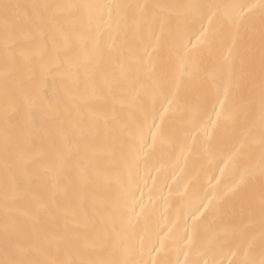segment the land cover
<instances>
[{
  "label": "bare ground",
  "instance_id": "bare-ground-1",
  "mask_svg": "<svg viewBox=\"0 0 264 264\" xmlns=\"http://www.w3.org/2000/svg\"><path fill=\"white\" fill-rule=\"evenodd\" d=\"M20 4H212L211 17H194L186 9H166L161 15L168 17L165 36L170 29L175 35L173 49V79L176 83L175 98L171 103L156 102V123L159 133L155 140H148V147L131 175L107 155L106 129H117L118 121H132L138 113L130 106L133 98L151 105L154 89L152 73H159L160 66L149 68L159 50L152 51L147 24L139 35L117 31L119 17L112 11L109 20L103 9L91 12L92 24L88 31H80L79 17H60L59 23L67 31L76 27V35L67 46L57 39L58 51L51 41L47 48L30 30L15 33L19 45L5 60V33L0 19V259H4L2 236L5 218L10 230L26 229L37 214L41 219L49 215V194L55 192V204L61 215L71 211L68 197L62 188L49 183L47 191L35 186L25 196L17 194L16 185L24 183V171L30 160L49 140L63 142L62 133L68 134L70 146L77 151L81 163L101 161L105 165L106 188L97 196L113 199L124 185L131 184L137 202L139 220L135 230L143 247L129 253L125 245L114 239L113 246L89 245L83 252L72 248L57 251L55 242L35 258L50 261H76L88 259L95 264L110 261H142L145 264H237L244 259L259 260L264 254L261 240L259 208L264 198V176L261 160L264 158V118L260 110L258 78L254 85L252 65L258 67L260 22L264 18L261 4L264 0H12ZM233 4L255 5L249 20L254 26L250 33L241 32L235 37L230 17ZM130 11V10H129ZM123 10H121V13ZM207 13V9L204 10ZM201 22L217 30L223 43L211 49L204 48L203 63L193 69L185 63L180 67L176 57L187 43L186 33L198 32ZM157 34L158 26H157ZM13 42L9 40L11 45ZM192 43H195L193 40ZM94 45L103 55L94 57ZM231 48V54L228 49ZM255 53V56L253 55ZM99 71L93 72L95 65ZM114 76H127L130 87L124 103L112 105L97 95V89ZM227 89V99L224 98ZM251 98V102H250ZM219 100H224L223 112ZM113 107L118 120H113ZM79 109V112L77 111ZM164 109H167L165 111ZM220 113V119L217 114ZM229 115L231 118L225 119ZM91 123L94 126L85 127ZM84 134L83 139L81 138ZM8 150L5 151V137ZM55 160L56 155L47 157ZM64 167H73L68 160ZM43 171V168L41 169ZM251 171L252 176L234 192L237 177ZM73 181L79 178L73 173ZM228 193L225 195V193ZM7 197L8 207H5ZM211 201V203H209ZM218 212L209 217L197 213L196 223L215 227L221 240L233 230L249 223V204L256 208L251 220L254 239L244 255L227 246L207 245V232L192 233L193 213L201 203ZM93 203L87 202L91 212ZM141 208L143 211H141ZM207 218V219H206ZM125 223L121 237L127 232ZM191 237V242L185 239ZM161 242L163 247L161 248Z\"/></svg>",
  "mask_w": 264,
  "mask_h": 264
},
{
  "label": "snow or ice",
  "instance_id": "snow-or-ice-1",
  "mask_svg": "<svg viewBox=\"0 0 264 264\" xmlns=\"http://www.w3.org/2000/svg\"><path fill=\"white\" fill-rule=\"evenodd\" d=\"M222 7L212 4H187V5H166V4H116V5H95L88 3L81 4H20L12 0H0V19L3 20L5 33V60L6 63L10 55L19 45L15 33L18 31L30 30L39 38L41 46L47 48L48 41H51L54 51H58L57 39L61 38L64 45L76 35V27L67 31L59 23L60 17L64 16L66 20L70 17H79L80 31H88L92 24L91 12L94 9H103L109 20L112 19V11L116 10L119 17L117 31L127 35L132 32L139 35L141 29L147 24L148 39L151 42L152 51L159 50V55L153 62L151 54L145 49V55L149 58V68L159 64L160 72L152 73L153 80V103L151 105L133 98L132 107H135L138 115L132 121H118L117 129H106L104 135L107 143V155L119 166L123 167L131 175L132 170L137 167L143 150L148 147V140L153 141L159 133V125L156 123V100L162 103H171L169 96L175 98L176 83L173 79V49L175 48V35L169 29L167 31V40H162L165 36L168 17L161 15L166 9H186L194 17L207 15L208 24H212L211 17L216 13L213 9ZM233 10L230 17V25L233 31L232 43L235 44V37L241 32L250 33L254 31V26L249 20L251 8L255 5L233 4L227 6ZM264 9V3L261 4ZM207 9V13L204 10ZM121 10L123 12L121 13ZM130 10V11H129ZM157 26L158 32L157 34ZM187 43L181 41V48L184 50L176 57L181 68L185 63L193 69L203 63L204 48L211 49L217 43H223L221 34L210 27H205L201 22L198 32L190 31L186 33ZM9 40L13 43L10 45ZM195 43H192V41ZM231 54L232 49H228ZM94 57L103 55L102 50L94 45ZM255 56V53H253ZM99 65L96 64L93 72L99 71ZM251 75L254 85L258 78V91L260 100V110L264 118V18L260 22V46L258 52V67L254 62ZM127 76H114L110 81H106L103 87L97 89V95L104 101H111L114 106L117 103L123 104L125 97L129 93L130 87L134 85L127 82ZM224 98L227 99V89H225ZM251 102V98H250ZM220 108L223 112L224 100H219ZM167 111V109H164ZM79 112V109H77ZM220 113L217 119H220ZM225 119L231 118L229 115ZM113 120H118L113 107ZM85 127L94 126L91 123L82 125ZM63 142L57 143L55 140H49L46 146L41 147L35 156L30 160V167L26 166L24 171V183L16 185L17 194L25 196L31 190L32 186L47 191L49 183H52L58 189L62 188L68 197V207L71 211H65L60 214L55 204V192L49 194V215L47 219H41L39 214L32 225L26 229L10 230L8 227V218H5V227L2 236V245L4 259H0V264H95L88 259L76 261H50L40 260L35 257L48 250L52 242H55L57 251L63 248H72L75 251L83 252L89 245H101L104 247L113 246L114 239L125 245L129 253L137 250V246L143 247V241L139 238L135 230V222L139 220L137 214V202L135 193L131 189V184L124 185L115 199L104 196L99 197L97 193L106 188L105 165L101 161L81 163L75 151L68 142V134L62 133ZM82 133L81 138L83 139ZM8 138L5 137V151L8 150ZM54 153L55 160L48 159V155ZM68 160L73 161V167H64ZM261 175L264 176V158L261 160ZM43 168V171L41 169ZM73 173L79 178V183L73 181ZM252 176L251 171L240 174L233 187L229 189L234 192L245 183L246 179ZM228 193L226 192L225 195ZM91 200L93 207L91 212L87 209V202ZM211 203V201H209ZM5 207H8L7 197ZM207 210L209 217L218 212V208L209 209L208 204L201 203L192 215L194 217L192 224L193 235L207 232L208 238L205 241L207 245L227 246L230 249L239 251L242 255L251 247V241L254 239L251 220L256 215V208L249 204L248 218L249 223L232 231L222 240L215 227L205 228L204 222L196 223L197 213L204 215L201 210ZM141 211L143 209L141 208ZM261 217V240L264 241V198L261 199L259 208ZM207 219V218H206ZM127 223L126 234L121 237V228ZM185 239L191 242V237L185 235ZM163 243L161 242V248ZM108 264H145V262L130 260L110 261ZM237 264H264V254L259 260L244 259Z\"/></svg>",
  "mask_w": 264,
  "mask_h": 264
}]
</instances>
